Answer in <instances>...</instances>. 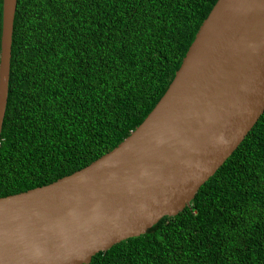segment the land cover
<instances>
[{
  "label": "trees",
  "instance_id": "obj_1",
  "mask_svg": "<svg viewBox=\"0 0 264 264\" xmlns=\"http://www.w3.org/2000/svg\"><path fill=\"white\" fill-rule=\"evenodd\" d=\"M216 0H17L0 196L117 145L150 112ZM2 0H0V35ZM87 264H264V111L190 205Z\"/></svg>",
  "mask_w": 264,
  "mask_h": 264
},
{
  "label": "water",
  "instance_id": "obj_2",
  "mask_svg": "<svg viewBox=\"0 0 264 264\" xmlns=\"http://www.w3.org/2000/svg\"><path fill=\"white\" fill-rule=\"evenodd\" d=\"M17 0H2L0 134ZM264 111V0H216L140 124L87 165L0 196V264H87L190 205Z\"/></svg>",
  "mask_w": 264,
  "mask_h": 264
}]
</instances>
